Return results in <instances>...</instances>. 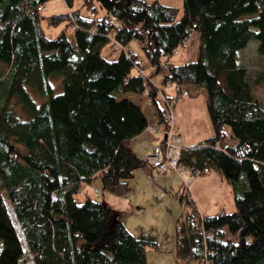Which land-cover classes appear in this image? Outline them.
I'll return each instance as SVG.
<instances>
[{
  "label": "trees",
  "instance_id": "trees-1",
  "mask_svg": "<svg viewBox=\"0 0 264 264\" xmlns=\"http://www.w3.org/2000/svg\"><path fill=\"white\" fill-rule=\"evenodd\" d=\"M46 1L0 0V264H18L25 250L34 264H147V247L158 246L154 234L135 236L122 209L89 194L78 202L74 194L99 178L103 189L123 195L136 169L152 168L129 146L153 122L128 93L147 96L161 123L162 99L177 92L167 91L172 83L187 95L195 86L205 91L213 128L182 146L180 162L217 170L235 204L230 212L204 214L181 185L175 254L202 264H259L264 100L237 52L256 39L264 53V0H183L179 17L178 7L160 0H82L86 13L65 0L68 10L44 15L39 6ZM42 20L64 27L48 36ZM191 32L198 35L196 58L170 61ZM133 39L146 64L127 47ZM110 40L115 58L102 54ZM53 73L62 77L57 93ZM156 73L168 87L154 80Z\"/></svg>",
  "mask_w": 264,
  "mask_h": 264
},
{
  "label": "rangeland",
  "instance_id": "rangeland-1",
  "mask_svg": "<svg viewBox=\"0 0 264 264\" xmlns=\"http://www.w3.org/2000/svg\"><path fill=\"white\" fill-rule=\"evenodd\" d=\"M160 1L178 7V17L181 16L183 0ZM71 7L80 8L83 13L87 12L82 5V0H72ZM65 10H68L65 0H48L45 2L42 13L48 15ZM42 26L48 36H54L64 27V22L51 25L42 20ZM70 31L72 29L68 27L67 32ZM127 47H130L136 53L137 59L141 63L146 64L144 53L135 39ZM114 48L115 45L110 40L102 47V54L108 58H115L119 54V50ZM197 49L198 35L196 32H191L186 44L180 46L178 53L174 54L170 61L181 63L194 59L197 56ZM237 62L247 68V74L250 78L258 79L255 91L264 100V53L261 54L257 51L256 39H250L247 45L237 52ZM135 71L136 68H132L131 72L134 73ZM162 76V73H156L154 80L160 86L168 87L162 81ZM61 80V75L57 73L50 75L54 93L62 90ZM26 88L34 100L38 102L41 100L38 91L34 87L26 85ZM191 89L189 95L185 96L183 100L179 99L173 106L174 123L181 136L179 142L181 145L191 144L213 132L206 108L205 91L196 86ZM167 91L175 92L176 88L170 89L168 87ZM130 95L143 104V101L138 99L139 95L133 93H130ZM145 97L147 99V96ZM13 103L18 113L24 112L16 98H14ZM134 173L135 176L131 179V183H133L135 189L123 195L103 189L101 180L94 178L90 183L82 185L74 196L80 202L89 194L91 198L104 201L112 208L122 209L124 223L135 236L142 232L154 234L158 240V246L147 247V264H202L195 258H180L175 254V222L182 211L176 193L181 185H185V189L190 192L199 209L205 214L211 215L220 211L230 212L235 209V204L232 188L227 179L223 178L214 168H210L207 174L197 175L189 184L184 181L187 175H180L175 170H167L166 173H162L156 172L152 168L149 173L146 169L138 168ZM95 188L99 190L98 194L95 193ZM18 264H34L27 250H25V255ZM259 264H264V258Z\"/></svg>",
  "mask_w": 264,
  "mask_h": 264
},
{
  "label": "built area",
  "instance_id": "built-area-1",
  "mask_svg": "<svg viewBox=\"0 0 264 264\" xmlns=\"http://www.w3.org/2000/svg\"><path fill=\"white\" fill-rule=\"evenodd\" d=\"M44 7V5L39 6L40 9H43ZM109 20L115 25L119 24L113 15H109ZM187 41L188 39H183L178 47L174 49L173 53L177 54L180 46L185 45ZM169 86L176 88L177 92L175 95L168 98L166 103L164 99H162L165 105L162 122L149 123L147 126L149 129L162 133L164 138L153 148L150 153L146 155L144 160L147 165L153 167L157 172L175 170L180 175L186 174L187 178H184V181L186 184H189L197 175L208 173L210 168H194L180 162L182 146L179 144V142L181 141V136L174 123L173 106L176 102H178L179 99L183 100V97L188 94V91L182 85L177 83H172Z\"/></svg>",
  "mask_w": 264,
  "mask_h": 264
},
{
  "label": "crops",
  "instance_id": "crops-1",
  "mask_svg": "<svg viewBox=\"0 0 264 264\" xmlns=\"http://www.w3.org/2000/svg\"><path fill=\"white\" fill-rule=\"evenodd\" d=\"M190 60V59H189ZM135 94V93H133ZM138 95V94H137ZM128 97H130L132 100L138 102V100L134 99L132 97V95H130V93H128ZM146 97L143 95H139L138 99L143 101V104L139 101L138 103L141 105V108L145 111V113L148 116L149 121L152 122H157L158 121V114L156 109L152 106L147 104V102L145 101ZM149 113V115H148ZM212 134V133H211ZM209 134V135H211ZM208 136V135H207ZM206 137V136H205ZM164 136L162 133H160L159 131H154L152 129L146 128L144 129L141 133H139L138 135L130 138L129 140V146L130 148L142 159H144L146 157V155L148 153H150L153 148L160 143L163 140ZM204 138V137H202ZM200 138V139H202ZM199 139V140H200ZM198 141V140H197ZM196 142V141H195ZM194 143V142H193ZM192 144V143H191ZM181 145V144H180ZM188 145V144H187ZM181 146H185V145H181ZM153 168V167H152ZM151 168V169H152ZM151 169H147V172H151ZM154 169V168H153ZM156 171V170H155ZM135 172V171H134ZM157 172V171H156ZM167 172V171H166ZM166 172H162V173H166ZM207 174V173H206ZM135 173L133 174V176L131 178L128 179V185L130 187V190L135 189V187L133 186V183H131V179L134 178ZM197 203V202H196ZM108 204V203H107ZM109 205V204H108ZM198 206V205H197ZM199 208V207H198ZM200 210V209H199ZM201 211V210H200ZM202 213H204L203 211H201ZM221 212V211H220ZM218 213V212H217ZM205 214V213H204Z\"/></svg>",
  "mask_w": 264,
  "mask_h": 264
},
{
  "label": "bare ground",
  "instance_id": "bare-ground-1",
  "mask_svg": "<svg viewBox=\"0 0 264 264\" xmlns=\"http://www.w3.org/2000/svg\"><path fill=\"white\" fill-rule=\"evenodd\" d=\"M94 16V15H93ZM148 71V70H147Z\"/></svg>",
  "mask_w": 264,
  "mask_h": 264
}]
</instances>
